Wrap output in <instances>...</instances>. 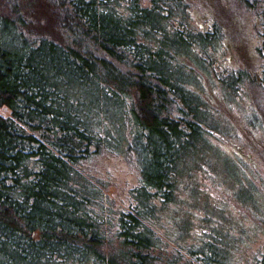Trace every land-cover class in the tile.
<instances>
[{"label":"trees","instance_id":"trees-1","mask_svg":"<svg viewBox=\"0 0 264 264\" xmlns=\"http://www.w3.org/2000/svg\"><path fill=\"white\" fill-rule=\"evenodd\" d=\"M241 1L264 31V0ZM190 5L0 0V264H227L230 239L205 214L212 230L188 248L169 249L163 231L221 127L201 82L223 31H195ZM259 32L261 79L218 70L234 90L246 79L264 90ZM102 152L138 163L128 209L83 167ZM177 221L187 237L190 221Z\"/></svg>","mask_w":264,"mask_h":264},{"label":"rangeland","instance_id":"rangeland-1","mask_svg":"<svg viewBox=\"0 0 264 264\" xmlns=\"http://www.w3.org/2000/svg\"><path fill=\"white\" fill-rule=\"evenodd\" d=\"M189 2L188 19L195 31L213 26L223 31L213 51H206L211 62L203 68L210 75L204 73L201 82L216 115V125L221 127L209 141L212 148L203 147L183 177L178 191L182 205H170L162 213L163 231L168 235L169 249L188 248L205 236L204 231L212 230L202 218L205 214L213 228L221 226L219 231L230 239L227 264H256L264 254V90L249 79L234 90L218 70L245 71L250 79H261L259 31H264L255 11L241 0ZM143 3L147 5L148 0ZM199 66L195 64V69L200 70ZM83 167L91 176L106 180L105 191L115 209L133 205L130 190L140 179L133 155L102 152L84 162ZM176 218L178 224L182 221L180 227L186 219L190 221L187 237L180 238Z\"/></svg>","mask_w":264,"mask_h":264}]
</instances>
